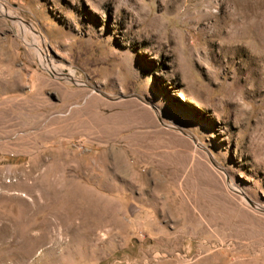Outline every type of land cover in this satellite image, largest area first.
<instances>
[{"label":"rangeland","instance_id":"rangeland-1","mask_svg":"<svg viewBox=\"0 0 264 264\" xmlns=\"http://www.w3.org/2000/svg\"><path fill=\"white\" fill-rule=\"evenodd\" d=\"M262 39L264 0H0V264H264Z\"/></svg>","mask_w":264,"mask_h":264},{"label":"bare ground","instance_id":"bare-ground-1","mask_svg":"<svg viewBox=\"0 0 264 264\" xmlns=\"http://www.w3.org/2000/svg\"><path fill=\"white\" fill-rule=\"evenodd\" d=\"M242 3V2H241ZM243 4V3H242ZM241 6V5H240ZM228 14V13H227ZM233 14V13H232ZM241 14H243V16H239L240 18L238 19H234L233 17V19H231L230 17L229 18H226V19H228L227 21H226V23H224V26H226V29L228 30V35L227 36H229V35H232L231 34V32H233V30H243L244 29V24H245V20H247V16H246V14L244 15V13L242 12ZM231 15V14H230ZM251 16H253V15H251ZM249 17V16H248ZM251 20V19H250ZM249 20V21H250ZM249 23V22H248ZM20 24V23H19ZM18 24V25H19ZM253 24V23H252ZM249 25V24H248ZM251 25V24H250ZM247 26V25H246ZM21 29L23 28V25L22 24H20V26H19ZM251 27V26H250ZM254 28H255V26H253ZM25 28H27V27H25ZM257 28V27H256ZM28 29V28H27ZM259 29H260V27H259ZM26 30V29H25ZM23 31V30H22ZM31 32H33L32 30H30ZM254 31V30H253ZM257 31H258V29H257ZM27 32V31H26ZM30 32V35H31V39L30 40H28L27 38L25 39V37L23 38L24 40H25V42L27 43V45L30 47V48H32L33 50H34V52L36 53V56H37V58L39 59V62L41 63V65L46 69V71L48 70L51 74H55L54 73V70H53V68L51 67V65H50V63H51V61L48 59V53H47V50H46V48H43L42 47V44H41V41L39 40V38L38 37H35L34 36V34H32ZM242 32V31H241ZM256 32V31H255ZM263 32V31H262ZM260 34V33H259ZM263 36V35H262ZM261 36V37H262ZM230 40H232V38H231V36H230V38H229ZM261 39V38H260ZM262 40H264V39H262ZM260 53V52H259ZM252 54V53H251ZM255 54V53H254ZM257 54V53H256ZM259 55V54H258ZM257 56V55H256ZM250 59V58H249ZM252 59L254 60V61H256V62H260L259 61V58L258 57H252ZM257 64V63H256ZM261 64V63H260ZM62 70V69H61ZM64 71V70H63ZM260 71V70H259ZM73 77V76H72ZM67 79H69V77H67Z\"/></svg>","mask_w":264,"mask_h":264}]
</instances>
